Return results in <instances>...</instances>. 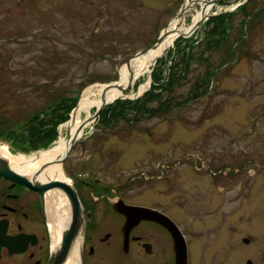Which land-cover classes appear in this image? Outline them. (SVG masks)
I'll list each match as a JSON object with an SVG mask.
<instances>
[{"label":"rangeland","instance_id":"374dc122","mask_svg":"<svg viewBox=\"0 0 264 264\" xmlns=\"http://www.w3.org/2000/svg\"><path fill=\"white\" fill-rule=\"evenodd\" d=\"M12 1L0 3V12ZM97 1L94 7L89 0L84 7L66 2L55 10L49 0H19L12 15L0 17V135L12 154L29 157L68 137L80 99L98 98L100 87L117 81L131 56L153 44L182 8L150 11L149 5L167 0H132L129 11L114 3L105 12L96 9L105 4ZM203 6L197 1L189 8L181 27L192 25ZM219 15L217 24L211 22ZM128 96L139 102L100 113L62 164L65 170L82 171L133 204L168 203L189 223L191 213L205 210L207 177L198 167L210 154L218 164L222 158L228 166H246L225 180L228 215L264 219V0L214 5L192 36H178L134 81ZM75 99L47 146L19 144L10 134L29 136L41 110L50 117L53 105ZM210 186L217 213L218 190Z\"/></svg>","mask_w":264,"mask_h":264},{"label":"flooded vegetation","instance_id":"af4514ba","mask_svg":"<svg viewBox=\"0 0 264 264\" xmlns=\"http://www.w3.org/2000/svg\"><path fill=\"white\" fill-rule=\"evenodd\" d=\"M18 1L13 0L0 17L12 15ZM86 1L49 0L55 10L66 2L84 7ZM101 1L105 4L96 9L105 12L114 3L125 11L132 7V0ZM96 2L89 0L92 6ZM183 3L167 0L164 6L149 5V10L179 11ZM206 158L198 167L207 177L205 210L191 213L189 223L168 203L133 204L114 189L111 193L101 187L99 180L81 175L82 171L63 167L72 179L65 191L46 187L54 179L40 178L41 166L34 173L16 169L23 179L0 175V264H264V219L243 212L229 216L224 197L225 180L241 175L246 166H228L222 158L223 164H218L210 154ZM212 182L220 200L217 213L211 209ZM73 191L82 209L79 228L71 204L62 209L65 203L59 205L54 197L60 193L67 202L66 192ZM129 205L143 210L121 211L130 210Z\"/></svg>","mask_w":264,"mask_h":264},{"label":"bare ground","instance_id":"6f19581e","mask_svg":"<svg viewBox=\"0 0 264 264\" xmlns=\"http://www.w3.org/2000/svg\"><path fill=\"white\" fill-rule=\"evenodd\" d=\"M197 1L202 2L204 5V2L201 0H192L190 2V6H194L195 2ZM213 6L214 5H209L206 7L205 10L206 14H208L211 10H213ZM203 16H204V12L198 10L194 16L192 25H194L197 21L201 20ZM183 19L184 17L182 19H178V18L173 19L168 26V33H167L168 35L163 39L161 43H159L155 47L150 48L143 55L132 58L129 64L126 63L121 68L119 79L113 82V84L115 85L106 94L108 101H111L117 98L118 96L124 95L125 90H122V87H127L131 78L133 79V83H134V81L141 78L142 76H146V74L149 72L151 65H153L154 62L157 61L158 58L161 57L167 51V49L173 44L175 39L182 33H186L188 30L191 29L192 25L185 28L181 27V23L183 22ZM143 82L144 83H142L139 87V92H142L147 88L149 84V79ZM106 85L107 84L102 85L100 87L98 98L93 99L89 94H86L85 96H83V98L80 99L76 109L72 114V118L67 123V126L69 128V136L62 137L52 148L40 152L38 154L26 157L21 154L18 155L12 154L7 148V146H5L0 142V156L5 157L13 168L21 172L34 173L35 170L39 169V166L43 165V167H45L47 165L46 168L42 171L40 178L42 179L48 178V180L50 179L67 180L62 164L57 161L54 163H50V162L57 160L58 158L66 154L70 145V141H69L70 137L77 134L80 130L81 131L79 132V136H82L86 132V129L92 125L94 121L90 123H86V120H88V118H90L93 115V109L101 105L102 103L101 95ZM83 112H86V116L84 118H82ZM62 196L60 193H57L56 196L54 195V197L58 198L59 205L65 203L62 206V209H65L66 207H68L69 202L67 198H66L67 200L66 202ZM61 197L63 198V200L61 199Z\"/></svg>","mask_w":264,"mask_h":264},{"label":"water","instance_id":"95a60500","mask_svg":"<svg viewBox=\"0 0 264 264\" xmlns=\"http://www.w3.org/2000/svg\"><path fill=\"white\" fill-rule=\"evenodd\" d=\"M192 0H187V2L183 5L182 9L179 11V13L176 15V18L178 19H182L185 15V13L187 12V10L191 7L190 6V2ZM205 3V6L202 8L201 11L204 12V16L201 18V20L197 21L194 25H192L191 29L188 30L186 33H182L180 36H183L184 38H188L190 37L197 29L198 27L201 25V23L207 18V14L205 12L206 10V7L209 6V5H216L218 3H221V2H225V1H228V0H201ZM196 3V2H195ZM168 26H166L162 33L160 34V36L158 37V39L156 40V42H154L153 44H151L150 46L146 47V48H143L141 50H139L138 52H136L133 56H131V58L127 61V64L130 63V60L134 57H137V56H141L143 55L145 52H147L150 48L152 47H155L157 46L159 43H161L163 41V39L168 35ZM133 84V79L131 78L130 79V82L128 84L127 87H122V90H128L129 88H131ZM115 84L113 83H109L106 85V87L103 89V92H102V95H101V98H102V103L100 106L97 107L96 111L93 113V115L88 118V120H86V123H90L92 121H94L101 113V111L103 110V108L107 105V104H110V103H113L115 102L117 99H135V98H132V97H129L127 94H124L122 96H118L117 98L111 100V101H108L107 100V97H106V94L107 92L114 86ZM121 87V86H119ZM141 95V94H140ZM138 94V97L140 96ZM136 97V98H138ZM81 131V130H80ZM79 131V132H80ZM79 132L77 134H75L74 136L70 137L69 138V141H70V145H69V149L68 151L66 152V154L60 158H58L57 160H54L50 163H54V162H60L62 163L68 156L69 154L71 153L74 145L79 141L80 137L79 136ZM0 142H4L2 139H0ZM48 150V149H47ZM46 151V150H45ZM47 166V165H46ZM41 167V172L46 168ZM0 175H3V176H7V177H11V178H22L23 179V176L16 170L14 169L10 164H9V161L5 158V157H2L0 156ZM66 175V174H65ZM67 177V176H66ZM68 178V177H67ZM21 179V180H22ZM69 179V178H68ZM52 186H57L59 188H61L62 190H64V188H69L70 185H69V182H67L66 179H59V180H53L51 181L49 184L46 185V187H52ZM65 191V190H64ZM76 191V190H75ZM73 191V195L72 193L70 192H66L67 193V198H68V201L69 203L71 204L72 206V209H73V222L74 223H77L81 221V213H82V209H81V203H80V200H79V197L77 195V193ZM127 206V205H125ZM131 208L130 210H121V211H124V212H129V213H138L139 210H143L142 207H135V206H132V207H129ZM78 228H79V224H78Z\"/></svg>","mask_w":264,"mask_h":264},{"label":"trees","instance_id":"16d2710c","mask_svg":"<svg viewBox=\"0 0 264 264\" xmlns=\"http://www.w3.org/2000/svg\"><path fill=\"white\" fill-rule=\"evenodd\" d=\"M219 19H220V15L219 16H213L212 19H211V22H214L215 24H217ZM173 78H174V75L171 74L170 77L167 79L168 80L167 84H169L172 81ZM137 102H139V101H137ZM137 102L133 101L131 99H120V100H117L114 104L107 105L101 111V115L104 112H108V113L112 112L113 110H116L119 106H129V105H132V104H136ZM75 104H76V99L73 100L70 105L58 104V105L55 106L57 108L65 107L66 110H65L64 113L58 114L54 110L55 107L53 105L51 107L52 108V110H51L52 112H49L50 117H46V115H48V114H47L45 109L41 110V112L36 117H34V121H32V117H30V121H32V122L30 124L29 136H26L25 134L24 135L16 134L15 132L13 133V131H11L10 134H13L12 135L13 139L19 140L18 141L19 144L26 143L27 140L28 141L32 140V141L37 142V143H33L32 144L33 147L36 146L35 148H38L39 145L43 146V144H44V146H47V144L49 142H51L53 140V138H55V137H53L55 135V132L53 130L54 125L57 126L58 124L65 122L69 117H68V115H64V114H69V112L72 110V108L74 107ZM42 117L43 118H48V120H43ZM46 121L51 123L52 125L50 127H48L47 124L45 123ZM52 132H54V134ZM20 135L23 136L21 142H20V138H19ZM1 136H2V134L0 135V138H3Z\"/></svg>","mask_w":264,"mask_h":264}]
</instances>
